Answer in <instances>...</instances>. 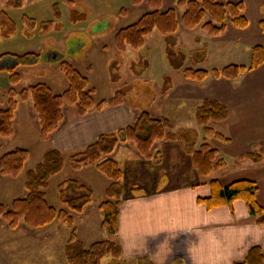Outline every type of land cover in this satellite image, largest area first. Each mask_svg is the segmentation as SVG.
<instances>
[{
  "label": "crops",
  "instance_id": "crops-1",
  "mask_svg": "<svg viewBox=\"0 0 264 264\" xmlns=\"http://www.w3.org/2000/svg\"><path fill=\"white\" fill-rule=\"evenodd\" d=\"M177 1L161 0L162 10L175 7ZM218 1L225 4L243 2L249 25L241 29L229 21L226 31L213 38L201 26L190 30L181 23L172 38L175 45L172 47L174 54L171 60L165 55L166 36L155 30L146 37L142 48L151 52L143 58L148 65L142 71H137V77L130 76L128 81L117 83L118 88L116 87L112 95L129 87L136 79L150 80V69L147 68L159 59L165 67L163 80H166L167 86L164 82L162 85L155 84L157 94L149 107L132 103L129 91L122 104L106 105L85 115H79L74 107H65L61 127L47 141L40 137V123L32 102H24L28 105L25 116L19 118L20 105L17 109L15 133L17 124L20 123L21 130L24 129L26 134L33 131L36 140L41 139L46 145L38 163L51 149L60 150L65 157L64 170L51 179L50 185L55 179L59 186L67 179L76 178L93 190V202L82 214L74 216L75 224L77 218L83 219L88 213L100 210L99 206L106 200L104 196L111 181L95 165L73 169L69 163L71 155L83 151L105 134L117 133L134 124L145 111L153 118L168 119L171 122L170 131L173 133L190 130L199 136L203 128L197 123L196 112L205 100H217L229 109L227 120L212 122L211 125L230 140L223 142L213 136L203 139V144L213 146L212 148L219 151V157L227 162L224 169L213 172L209 177L199 176L183 141L156 142L151 159L143 158L134 143H121L113 152L111 157L124 172L122 184L125 193L119 217V234L116 238L123 251L122 261L138 260L140 264H234L244 260L254 247H260L264 251V225L255 222L243 200L235 201L232 207L221 206L213 209H208L199 202V199L211 195L212 180H220L223 185L238 180H250L257 183V199L264 208V159L255 163L247 157L251 152L264 149V63L234 80L216 77L213 73L216 69L222 70L232 64L249 66L253 47H264V34L260 28V22L264 19V0ZM148 2L149 0H145L137 7L143 13L134 20L137 21L151 10ZM185 10L186 8L178 10L179 18ZM126 13L128 12L123 14ZM106 21L96 30H106L110 25L109 20ZM121 28L112 32L114 42L115 35ZM83 29L82 27L81 30ZM131 49L133 48L127 47L123 52L117 49L122 54L116 56L127 55ZM152 50L159 52V55L156 56L157 52L153 53ZM87 51L84 53L85 57ZM85 57L81 56V59L85 60ZM188 68L205 69L210 75L204 81H192L187 79L184 72ZM4 73L8 75L7 72ZM112 95L96 101L109 99ZM198 143L199 137L196 149L202 145ZM234 163L239 164L230 166ZM29 170L31 169L25 172L23 178L24 197L27 195L25 182ZM58 198L61 202L60 196ZM47 200L55 207L50 202L48 192ZM4 223L0 220V264H44L34 263L29 250L22 248L21 242L23 239L33 241L50 236H41L43 233L39 230L42 228L31 229L21 223L17 229L10 230ZM76 228L80 239L77 225ZM20 229H24L23 236L10 234ZM10 235L15 236H12L11 242L8 240Z\"/></svg>",
  "mask_w": 264,
  "mask_h": 264
},
{
  "label": "trees",
  "instance_id": "trees-1",
  "mask_svg": "<svg viewBox=\"0 0 264 264\" xmlns=\"http://www.w3.org/2000/svg\"><path fill=\"white\" fill-rule=\"evenodd\" d=\"M9 0L10 7H22L24 0ZM66 2L72 3L66 0ZM145 0H132L133 6H141ZM150 11L144 13L136 22L121 28L115 35V46L123 52L127 47L140 49L145 45V39L155 30L167 37L169 58L174 54L173 35L182 23L186 29H195L201 26L211 37L221 36L227 29L228 22L238 28H246L248 18L245 15L243 2L221 3L218 0H178L175 7L162 10L161 0H149ZM57 7V6H56ZM186 8L183 16L179 18L178 10ZM122 12H126L122 9ZM208 17V20H207ZM25 24L35 26L33 18L25 17ZM70 20L73 24L85 22L87 15L75 9L71 10ZM261 32L264 34V19L260 22ZM16 22L7 12L0 13V34L3 38H11L17 33ZM6 58H12L15 66L2 68L10 78L12 85L21 81L17 71L19 67H35L42 55L37 52L25 54L5 53L0 55V63ZM264 63V47L257 45L252 49V62L249 66L232 64L222 70H214L216 77L229 80L239 78L248 70H254ZM62 70L66 74L69 87L62 94H57L46 83H37L22 91L11 88L8 91L7 107L0 108V137L11 138L15 134L14 120L20 102H33V109L40 123V137L43 141L49 140L64 120V108L74 107L79 115H85L94 109H102L106 105L118 106L125 100L127 89L116 92L109 99L97 102L94 89L89 87V79L75 66L63 61ZM187 79L204 81L209 75L205 69L188 68L185 71ZM229 117V109L214 99H208L197 109L196 120L203 128L205 136H213L223 142L230 139L216 131L211 123L223 122ZM171 122L168 119L153 118L147 111L142 112L134 124L129 125L117 133L105 134L83 151L69 157L70 166L80 169L84 166L95 165L111 181L106 200L99 209L103 213L102 228L110 235L117 237L119 234V217L125 187L122 184L124 172L119 163L111 155L121 143H134L139 154L145 159L152 158V149L156 142L162 140L183 141L192 156V163L200 177H209L213 172L224 169L227 162L219 157V151L208 143L196 149L197 136L190 130H181L173 133L170 131ZM30 151L18 147L5 153L0 158V174L18 177L26 167ZM247 157L255 163L264 159V150L251 152ZM65 168V157L58 149L47 151L35 168L26 174L25 186L27 195L13 201L12 207L7 209L0 203V219H3L8 228L15 230L21 223L31 229H39L60 221L70 229V236L64 248L69 264H102L109 256L120 260L122 258L121 245L116 240H100L86 245L78 238L75 224V215L82 214L86 207L93 202L94 192L76 178L61 182L58 186L60 200L63 208L57 209L47 200V189L51 179L60 174ZM211 195L199 199L208 209L221 206H233L237 200H243L250 215L255 218L258 225H264V208L258 202V185L250 180H238L228 185H223L220 180L210 182ZM234 264H264V251L260 247L252 248L246 258Z\"/></svg>",
  "mask_w": 264,
  "mask_h": 264
},
{
  "label": "rangeland",
  "instance_id": "rangeland-1",
  "mask_svg": "<svg viewBox=\"0 0 264 264\" xmlns=\"http://www.w3.org/2000/svg\"><path fill=\"white\" fill-rule=\"evenodd\" d=\"M68 1L72 3L66 2V0H24L22 7H10L8 4L9 0H0V13L2 11L7 12L18 27L17 33L11 38H3L0 34V55L30 52H37L42 55V60L37 66L19 67L17 69L21 75V81L17 85L11 84L9 75L4 73L6 72L4 69L0 70V108L7 107V93L11 88H15L19 92L34 84L46 83L55 93L62 94L69 87L68 78L62 70L61 62L63 61L75 66L89 79V87L94 89L96 100L110 97L113 91L118 88L117 83L128 81L130 76L137 77V71H142L148 65V62L143 61V58H145L147 53H151L149 49H131L127 55L116 56V54L122 53L117 51L115 47L112 32L117 28L125 27L136 21L134 20L136 16L143 13V10L137 8L138 6L132 5L131 0ZM17 2L20 1L18 0ZM72 9L85 13L87 20L73 24L70 20ZM122 9H125L128 13L123 14ZM25 17L33 18L35 26L29 27V25L25 24ZM107 19L110 22L107 29L99 30L98 28L96 30L102 22H107ZM82 27L84 28L83 30H81ZM85 46L86 48H84ZM81 48L86 50L80 51ZM166 48L165 55L170 60V47L168 44ZM54 51L59 55V59L58 55L53 53ZM86 51L87 57L84 55ZM152 52L155 53L157 51L152 50ZM61 55L63 56L62 58ZM157 55H159V52H157ZM81 56L85 57V60H83L84 58L81 59ZM11 59L6 58L0 63V69L15 66V62ZM148 69H150V80L136 79L135 82L126 88L130 92V101L144 108L149 107L156 97V83L159 85L165 83L167 86L166 80H163L165 67L159 59L156 63L152 62ZM26 106L28 107L24 102H20L19 118L23 115L25 116V113L28 112ZM20 127L21 125L18 123L17 133L11 139L0 137V158L5 153L18 147H27L30 151L25 171L20 176L11 177L0 174V203L4 204L7 209L12 207L14 199L24 197L23 178L25 172L37 165L42 151L46 149V145L41 139L36 140L33 131L31 134L30 132L26 134V131L24 129L21 130ZM203 132L201 130L198 134L199 136L196 134L199 137L198 145L205 142L203 139L206 136ZM257 152H261V150ZM237 164L239 163L230 164V166H236ZM103 176L105 175L103 174ZM47 192L50 202L57 209L64 207L61 206L58 198L59 191L56 179L53 180ZM106 198L105 195L104 199ZM102 220L103 213L100 210L88 213L83 219L77 218L76 225L79 237L87 245L100 240H116L117 237L110 235L101 227ZM56 222L39 230L43 233L41 236H50L49 238L44 237L33 241L32 239H23L21 242L22 248L29 250L34 263L69 264L64 252V245L69 239L70 229L60 221ZM10 234L23 236L25 232L24 229H20ZM13 235L8 236L10 242ZM102 264L140 263L138 260L122 261L109 256L103 260Z\"/></svg>",
  "mask_w": 264,
  "mask_h": 264
}]
</instances>
